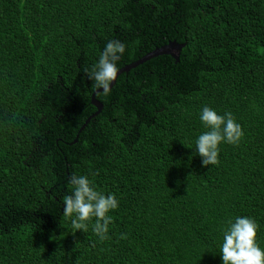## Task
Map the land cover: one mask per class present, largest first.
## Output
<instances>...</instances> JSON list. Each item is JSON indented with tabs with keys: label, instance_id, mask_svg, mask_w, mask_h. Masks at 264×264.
<instances>
[{
	"label": "trees",
	"instance_id": "1",
	"mask_svg": "<svg viewBox=\"0 0 264 264\" xmlns=\"http://www.w3.org/2000/svg\"><path fill=\"white\" fill-rule=\"evenodd\" d=\"M112 40L119 69L185 47L119 75L91 117ZM204 106L244 131L207 168ZM73 174L118 199L109 239L94 219L71 233ZM245 216L264 249V0H0V264H223Z\"/></svg>",
	"mask_w": 264,
	"mask_h": 264
},
{
	"label": "clouds",
	"instance_id": "2",
	"mask_svg": "<svg viewBox=\"0 0 264 264\" xmlns=\"http://www.w3.org/2000/svg\"><path fill=\"white\" fill-rule=\"evenodd\" d=\"M124 52L125 45L121 41L108 42L88 76L89 80L94 81L93 86L97 90L102 89L105 95L118 78L120 69L117 61ZM85 72L88 70L85 69ZM200 120L208 130L196 139V151L202 158V165L207 168L219 164V145H239L244 131L231 112L221 115L208 106L203 107ZM69 182L73 191L63 197V216L74 217L71 219L73 236L77 231L87 233L94 219L93 233L101 240L109 239V225L113 223L109 213L119 206L116 196L98 191L87 175L73 174ZM259 227L254 218L247 216L236 217L234 222H228L220 248L223 264H264V249H261L257 240ZM120 239H127L126 234L122 233Z\"/></svg>",
	"mask_w": 264,
	"mask_h": 264
},
{
	"label": "water",
	"instance_id": "3",
	"mask_svg": "<svg viewBox=\"0 0 264 264\" xmlns=\"http://www.w3.org/2000/svg\"><path fill=\"white\" fill-rule=\"evenodd\" d=\"M184 47H185L184 43L179 44V43H176L175 41L169 42L168 44L153 50L151 53L144 56L138 62H135L131 65H128V66L120 69L118 76L121 75L122 73H127L129 70L135 68L136 66H138V65H140V64H142V63H144V62H146L152 58L158 57V56H163V55L169 56L177 63L179 61L180 53ZM114 84H115V82L111 85V87ZM101 91H103V90L102 89L98 90L92 95V98H91L92 102L91 103L97 109V112L94 113L91 117L97 116L99 114V112L102 110L103 106L98 101H96L94 98L95 94L98 92H101Z\"/></svg>",
	"mask_w": 264,
	"mask_h": 264
}]
</instances>
